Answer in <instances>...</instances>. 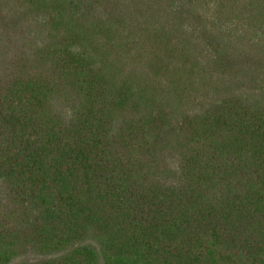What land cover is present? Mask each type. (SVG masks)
<instances>
[{
    "label": "trees",
    "instance_id": "16d2710c",
    "mask_svg": "<svg viewBox=\"0 0 264 264\" xmlns=\"http://www.w3.org/2000/svg\"><path fill=\"white\" fill-rule=\"evenodd\" d=\"M0 264H264V0H0Z\"/></svg>",
    "mask_w": 264,
    "mask_h": 264
}]
</instances>
